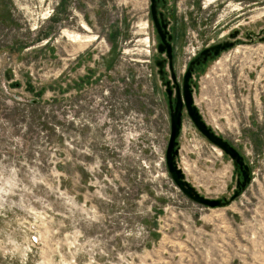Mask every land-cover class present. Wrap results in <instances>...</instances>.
I'll return each mask as SVG.
<instances>
[{
	"label": "rangeland",
	"instance_id": "1",
	"mask_svg": "<svg viewBox=\"0 0 264 264\" xmlns=\"http://www.w3.org/2000/svg\"><path fill=\"white\" fill-rule=\"evenodd\" d=\"M168 1L180 81L198 50L264 26V0ZM149 6L0 0V264H264V42L239 41L197 78L195 104L251 176L209 208L166 170ZM177 140L187 181L228 198L233 161L186 115Z\"/></svg>",
	"mask_w": 264,
	"mask_h": 264
},
{
	"label": "water",
	"instance_id": "2",
	"mask_svg": "<svg viewBox=\"0 0 264 264\" xmlns=\"http://www.w3.org/2000/svg\"><path fill=\"white\" fill-rule=\"evenodd\" d=\"M150 14L151 18L155 24V27L161 37V42L157 45L158 53H167L168 64L174 78V72L172 68V48L169 41L166 39V27L167 23H160L156 16V0H150ZM246 38H249V44H253L256 39L257 42H264V26L259 30L255 31L253 29H247ZM237 35V30H235L230 37H235ZM171 36H169L170 39ZM234 47V42H224L217 43L209 48H205L200 54L205 55L208 52H212L214 57H218L222 51L231 49ZM194 61H191L189 67L183 75V88L182 95H180L179 90L177 92V98L174 107L169 100V125L170 132L169 138L165 150V165L166 170L174 182L175 186L179 191L190 201L209 207H224L229 205L236 197H238L241 192L246 188L251 180L249 166L245 163L243 156L239 151L224 137L217 134L213 127L207 124L203 115L201 114L199 108L194 101V93L190 88L189 79L191 77V66ZM164 60L156 59L155 65L159 69V74H162ZM168 97L170 98L171 92L169 88L165 89ZM183 106L186 109L188 118L193 123L194 127L215 147L219 148L225 155H227L234 164L235 169L239 170L238 175L240 178L236 180V186L233 189V193L228 197L221 198H209L199 193V191L191 185L185 178L183 170L178 166L176 157L179 154V144L178 137L182 127V109ZM238 176V177H239Z\"/></svg>",
	"mask_w": 264,
	"mask_h": 264
},
{
	"label": "flooded vegetation",
	"instance_id": "3",
	"mask_svg": "<svg viewBox=\"0 0 264 264\" xmlns=\"http://www.w3.org/2000/svg\"><path fill=\"white\" fill-rule=\"evenodd\" d=\"M149 8H150V6H149ZM155 8H156V16H157L158 21L160 23H162V22L167 23V27L165 29V31H166L165 36H166V39L171 44V48H172V68H173V72H174V78L172 77V73H171V70H170V67L168 64L167 53L165 51L163 53H158V51H157L156 57L154 59V60H156V59H161V60L163 59L164 60V64H163V68H162V74H159L158 68H157V74L159 76L160 81L164 84L165 89H167V87H168L170 92H171V95L169 98L166 91H165L166 99H167V106H168V110H169V100L171 101V104L174 107L175 102H176V98H177L178 90H179L180 95H182L183 75L186 72L187 68L189 67L190 62L194 61V63L191 66V70H190L191 77L189 79V84H190V88L192 89L193 93H195L196 88H197V78H199V76L204 73L207 65L217 58V57H214L212 52L206 53V57H205V55H201L200 53L205 48H209V47H211L217 43H224V42H234V46L239 41H242V42L249 44L250 39L245 37L247 34V32H246L247 29L245 31H242V32L240 30H237V35L235 37H230V34H232L235 31V30H233L232 32H230L228 34V36L226 38H224V39H222L216 43L206 45L204 48L198 50L197 53H194L193 57L191 59H189L187 65L184 69V72L182 74L181 81H180L178 76H177V73L175 71V66H174V59H175L174 54L175 53H174V48H173V33L171 31V23L174 19V6L171 5L168 0H156ZM150 17H151V14H150ZM151 21H152L154 31L156 33L157 45H158L161 42V37H160L156 27H155V24H154L152 18H151ZM262 35H264V32L262 33ZM169 36H171L170 39H169ZM256 41L257 40L255 39L254 43ZM182 114H183L182 119L185 115L187 116L186 109L184 106L182 109ZM235 170H236V174H237L236 177L240 178V177H238L239 176L238 175L239 170H237V169H235Z\"/></svg>",
	"mask_w": 264,
	"mask_h": 264
},
{
	"label": "bare ground",
	"instance_id": "4",
	"mask_svg": "<svg viewBox=\"0 0 264 264\" xmlns=\"http://www.w3.org/2000/svg\"><path fill=\"white\" fill-rule=\"evenodd\" d=\"M78 37H79V36H78ZM78 37H77V38H78ZM217 149H219V148H217ZM219 150H220V149H219Z\"/></svg>",
	"mask_w": 264,
	"mask_h": 264
}]
</instances>
